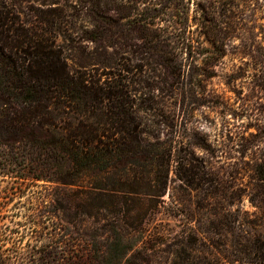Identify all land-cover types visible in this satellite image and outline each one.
Returning <instances> with one entry per match:
<instances>
[{"label": "trees", "instance_id": "trees-1", "mask_svg": "<svg viewBox=\"0 0 264 264\" xmlns=\"http://www.w3.org/2000/svg\"><path fill=\"white\" fill-rule=\"evenodd\" d=\"M23 1L46 8H37L40 12L31 20L21 16L17 1L0 0V148L5 150L4 168L18 177L24 174L21 169L27 170L33 179L61 185L66 217L74 214L79 219L76 249L52 261L42 249L33 255L31 264H164L161 252L174 254L177 248L184 252L198 242L194 232H187L195 210L190 197L198 189L208 204L216 198L222 200L221 210L213 208L206 225L214 233L210 246L220 248L221 253L187 264H264V148L257 146L264 123L259 122L256 133H245L244 126L233 144L238 153L235 169L218 175L211 163L217 149L211 143L196 144L199 152L181 153V146L177 151L171 138L147 141L143 137L137 90L130 80L112 71L114 61L101 62L102 71L95 76L91 71L98 70L97 65L75 63L73 67L57 40L61 26L73 24V16H79L91 26L82 38L126 46L127 57L123 58L127 62L142 59V55H134L136 49L151 50L156 54L152 58L169 68L173 78H179L183 75L181 64L169 66L168 52L156 49L167 45L160 34L165 30L160 23L164 16L175 17L179 31L195 21L204 40L221 48L226 28L234 26L232 18L248 0H76L79 12L75 15L57 0ZM253 3L256 13L264 10V2ZM260 19L255 15V20ZM120 26L125 35L118 40L114 37L118 29L112 28ZM256 26L264 38V22ZM253 70L251 90L264 91V61ZM244 75L242 71L238 76ZM251 111L261 116L264 105L255 102ZM246 116L251 118L248 113ZM259 118L254 119L258 122ZM172 188L189 199L184 208L172 207L173 215L185 221H180L183 226L166 250L161 247L165 234L146 220L158 211L153 207L157 199ZM243 199L252 211L243 209ZM235 228L238 231L234 233ZM214 235L223 238L219 242ZM0 264H10L2 253Z\"/></svg>", "mask_w": 264, "mask_h": 264}, {"label": "rangeland", "instance_id": "rangeland-1", "mask_svg": "<svg viewBox=\"0 0 264 264\" xmlns=\"http://www.w3.org/2000/svg\"><path fill=\"white\" fill-rule=\"evenodd\" d=\"M15 1L22 7L21 16L31 20L35 19L34 13L40 12L37 8H46L43 5L39 7L37 2ZM57 1L70 14H78L76 0ZM263 2L259 0V3ZM70 4L75 9L66 6ZM25 5L27 7L23 8ZM255 7L253 0H248L241 7L243 10L236 18H232L234 26L225 30L227 36L221 48H214L204 40L198 33L195 21L192 20L189 22L190 27L179 31L175 27L176 18L165 15L164 20L160 21L165 30L160 34L166 39L167 45L163 48L157 46L156 49L168 52L169 66L181 64L183 75L179 78L168 74L170 69L158 64L152 58L156 54L151 50L144 52L135 47L137 52L134 55H142V59L132 58L127 62L123 58L127 57L126 46L114 42L106 45L101 40L93 42L82 38L83 32L91 26L79 16H73V24L68 22L61 26L57 40L73 67L75 63L97 65L98 70L91 71L95 76H99L102 71L101 62L114 61L116 68L112 71L130 80L132 87L137 90V115L147 141H153L155 137L160 140L171 138L177 151L181 146V153L192 150L199 152L201 149L195 147L196 144L211 143L217 149V155L211 163L218 175L225 176L238 163V153L233 150V144L245 125V133L260 130L257 146L264 148V127L257 130L259 122L264 123V113L257 116L251 111V105L255 102L264 105V91L251 90L253 68L264 61V50L260 48L264 47V38L256 26L258 22H264V10L256 13ZM255 15L262 19L255 20ZM120 21L123 22V19ZM112 29H118L114 36L116 39L124 38L122 26ZM242 71H245V75L239 77ZM247 113L251 118L246 116ZM255 117H260V120L257 122ZM3 155L5 150L0 148V253L10 264H31L33 255L42 249L45 255H49L46 259L50 261L76 249L79 237L76 221L79 219L74 214L66 217L61 185L33 179L27 170H20V173H24L21 177L15 172H8L4 168ZM177 181L172 182V185ZM201 190L198 189L193 193L194 197H190L189 203L193 204L195 210L187 229V232L197 235L198 242L193 249L187 248L184 252H179L178 248L174 254L159 252L161 260L166 261L164 264H187L193 259H212L214 254L220 252V248L210 246V235L214 233L212 230L210 233L206 225L209 212L213 208L221 210L222 200L216 198L208 204L205 196L199 192ZM188 199L181 191L172 188L170 193L166 192L157 199V206L153 207L158 211L146 220L151 221V227L165 234L166 242L161 247L166 250V245L175 241L174 233L183 226L180 221H185L178 215L174 216L172 207L176 205L184 208ZM242 203L243 209L253 210L247 199H243ZM65 221L72 222L66 224ZM233 231L235 233L238 230L235 228ZM214 238L220 242L223 237L214 235Z\"/></svg>", "mask_w": 264, "mask_h": 264}]
</instances>
